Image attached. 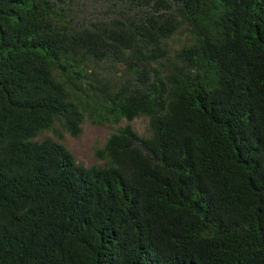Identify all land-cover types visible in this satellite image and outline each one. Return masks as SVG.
<instances>
[{"label": "trees", "instance_id": "obj_1", "mask_svg": "<svg viewBox=\"0 0 264 264\" xmlns=\"http://www.w3.org/2000/svg\"><path fill=\"white\" fill-rule=\"evenodd\" d=\"M93 1L0 0V264H264V0Z\"/></svg>", "mask_w": 264, "mask_h": 264}, {"label": "rangeland", "instance_id": "obj_2", "mask_svg": "<svg viewBox=\"0 0 264 264\" xmlns=\"http://www.w3.org/2000/svg\"><path fill=\"white\" fill-rule=\"evenodd\" d=\"M94 5L99 7V3L97 1H93ZM79 7L83 10L82 15L92 16V3L87 8H85V12L83 6L79 4ZM95 8V6H94ZM184 43V36L182 34H178L172 40V44L174 46H180ZM127 121H122L120 125L111 126V125H94L90 121H86L82 125V133L78 137H72L69 133L64 131L59 125H55L53 131L42 133L38 139L42 140L46 137H51L54 139H58V136L55 134V130H57V134L61 135L63 143L75 156V159L78 163L84 165L85 167H91L93 165H103L104 162L100 161L96 157V150L102 148L108 137L117 131L119 127L127 125ZM133 128L142 136L150 135L149 128V120L148 118L142 117L134 120L130 123Z\"/></svg>", "mask_w": 264, "mask_h": 264}]
</instances>
